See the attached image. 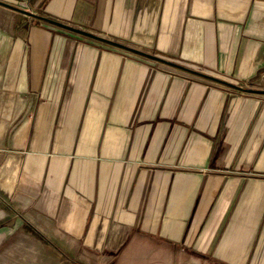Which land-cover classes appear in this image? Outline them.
Listing matches in <instances>:
<instances>
[{
	"label": "crops",
	"instance_id": "0c3cea01",
	"mask_svg": "<svg viewBox=\"0 0 264 264\" xmlns=\"http://www.w3.org/2000/svg\"><path fill=\"white\" fill-rule=\"evenodd\" d=\"M33 6L0 10V190L112 264H235L257 223L225 177L264 174V0Z\"/></svg>",
	"mask_w": 264,
	"mask_h": 264
},
{
	"label": "rangeland",
	"instance_id": "374dc122",
	"mask_svg": "<svg viewBox=\"0 0 264 264\" xmlns=\"http://www.w3.org/2000/svg\"><path fill=\"white\" fill-rule=\"evenodd\" d=\"M36 1L38 0H0V10L4 14L20 12L19 9L27 12L33 10L39 12L37 7L33 6ZM49 19L50 24H62L54 18L50 17ZM79 36L85 43L86 41L99 43L113 50H120L117 45L99 38L96 34L81 31ZM123 50L130 57H138L147 61H150L148 60L150 56H157L155 51L151 49L146 53L150 55L149 57L133 50ZM213 83L228 86L220 81H213ZM248 85L264 89V81L249 83ZM1 119L2 109L0 107ZM187 147V144L182 145V150H179L180 153H183L184 158H182L183 161H178L175 164L178 171L198 168V159L188 162L184 160L186 156H192L190 154L191 149H188V154H186ZM161 164L164 165L166 162H161ZM239 173L241 174L232 172L225 177L226 183L230 179H239L240 191L232 196L230 204L234 206L235 213L239 212L243 215L244 212L250 211L252 219L257 224H255L252 239L247 249L234 262L235 264H264V174L260 172ZM39 220L40 217L36 213L33 214L30 209L21 206L19 202L0 190V264H112L114 262L107 261L106 258L92 256V251L89 248L80 241L71 239L68 234L54 233L53 231L57 229L56 222L48 224ZM243 243L245 242L243 241ZM202 261L204 264H233L230 263L233 258L203 257ZM188 263L197 264V261L190 260ZM174 264H185V261H181V258H175Z\"/></svg>",
	"mask_w": 264,
	"mask_h": 264
},
{
	"label": "water",
	"instance_id": "95a60500",
	"mask_svg": "<svg viewBox=\"0 0 264 264\" xmlns=\"http://www.w3.org/2000/svg\"><path fill=\"white\" fill-rule=\"evenodd\" d=\"M19 11L22 12V13H24V14H27V13H28V14H31V13L25 11V10H20V9H19Z\"/></svg>",
	"mask_w": 264,
	"mask_h": 264
},
{
	"label": "trees",
	"instance_id": "16d2710c",
	"mask_svg": "<svg viewBox=\"0 0 264 264\" xmlns=\"http://www.w3.org/2000/svg\"><path fill=\"white\" fill-rule=\"evenodd\" d=\"M139 53H141V52H139ZM141 54H143V53H141ZM144 55H147V54H144Z\"/></svg>",
	"mask_w": 264,
	"mask_h": 264
}]
</instances>
